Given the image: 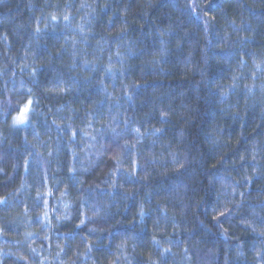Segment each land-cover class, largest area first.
Masks as SVG:
<instances>
[{
	"label": "clouds",
	"instance_id": "9594fccd",
	"mask_svg": "<svg viewBox=\"0 0 264 264\" xmlns=\"http://www.w3.org/2000/svg\"><path fill=\"white\" fill-rule=\"evenodd\" d=\"M0 264H264V0H0Z\"/></svg>",
	"mask_w": 264,
	"mask_h": 264
}]
</instances>
